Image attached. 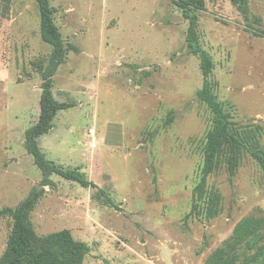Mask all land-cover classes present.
I'll return each instance as SVG.
<instances>
[{
	"label": "rangeland",
	"instance_id": "rangeland-1",
	"mask_svg": "<svg viewBox=\"0 0 264 264\" xmlns=\"http://www.w3.org/2000/svg\"><path fill=\"white\" fill-rule=\"evenodd\" d=\"M180 1L48 0L65 50L51 89L70 106L36 143L95 185L84 188L55 173L43 185L26 151L52 47L36 0H0V258L12 227L6 210L35 193L31 226L39 236L69 230L89 246L82 264H204L243 218L264 228V169L248 152L264 149V0H248L245 13L231 0L193 10L232 134L200 197L212 114L197 97L199 57L186 46ZM256 245L264 249V238ZM255 250L242 244L235 257Z\"/></svg>",
	"mask_w": 264,
	"mask_h": 264
},
{
	"label": "trees",
	"instance_id": "trees-1",
	"mask_svg": "<svg viewBox=\"0 0 264 264\" xmlns=\"http://www.w3.org/2000/svg\"><path fill=\"white\" fill-rule=\"evenodd\" d=\"M40 11L41 38L51 45L52 54L47 67L42 71L41 94L39 100V115L37 122L25 132V148L32 155L34 163L44 175L43 185L51 184L48 176L52 173L74 181L81 187L95 186L76 170H63L47 160L40 151L36 138L46 133L52 120L59 110L68 108L70 104L58 101L52 93V79L56 67L64 61V45L60 33L53 23L48 0H36ZM237 9L245 13L248 11V0H231ZM183 17L188 20L186 32V46L188 50L199 57V69L202 75V85L197 91V97L207 104L212 114V125L205 134L203 147V162L200 168V177L194 187V193L200 197L203 192L207 175L215 165L218 147L231 139L232 134L228 127L229 115L225 113L209 82V75L213 62L209 53L198 43L196 35V16L194 9H202L204 0H182ZM41 69V67H40ZM249 154L264 169V149L250 148ZM235 161L229 160L230 173ZM36 195L27 196L15 209H7L12 218L11 232L6 243L0 264H82L84 256L89 252V246L82 241L75 240L69 230L62 229L39 236L29 222V214L33 208ZM264 238V228L261 221L253 217L243 218L235 227L229 241L221 248L214 250L204 264H264L259 257L264 253L263 247L256 245ZM242 244H249L255 252L242 261H237L236 250Z\"/></svg>",
	"mask_w": 264,
	"mask_h": 264
}]
</instances>
